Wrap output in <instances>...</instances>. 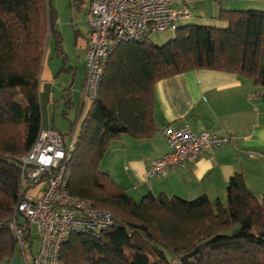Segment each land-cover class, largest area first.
I'll use <instances>...</instances> for the list:
<instances>
[{"label":"trees","instance_id":"obj_1","mask_svg":"<svg viewBox=\"0 0 264 264\" xmlns=\"http://www.w3.org/2000/svg\"><path fill=\"white\" fill-rule=\"evenodd\" d=\"M57 17L52 0H0V262L18 253L9 223L18 201L20 160L44 125L41 76L50 47L62 61L58 75L75 71L68 68ZM218 18L225 26H182L164 45L148 39L120 44L110 56L99 97L66 164V179L71 195L111 212L113 225L71 234L59 264H264V195L249 190L243 173L230 178L225 202L151 193L136 202L100 169L112 141L123 135L147 139L158 131L154 88L162 79L208 69L264 88V11L221 9ZM62 97L66 116L74 107L70 88ZM73 128L71 123L70 134Z\"/></svg>","mask_w":264,"mask_h":264},{"label":"crops","instance_id":"obj_2","mask_svg":"<svg viewBox=\"0 0 264 264\" xmlns=\"http://www.w3.org/2000/svg\"><path fill=\"white\" fill-rule=\"evenodd\" d=\"M174 1L178 7L191 5V15L192 11L195 12L192 18L215 26H225L218 18L221 9L252 8L264 11V0ZM88 31L78 40V50H83V57L79 56L81 63L72 65L70 60L68 68L74 72L58 75L61 69L56 70L48 59L41 76V92L47 95L48 104L56 95L63 96L64 90L70 88L74 104L72 111L78 118L74 123V131H80L93 105L83 97L87 75L85 60ZM263 94L264 88L255 86L252 79L223 71L198 69L162 79L154 88L153 116L158 131L147 139L123 135L112 141L100 169L125 188L136 202L150 193L185 200L207 195L210 200L219 198L225 202L229 180L235 173H243L249 190L261 197L264 195ZM183 123L189 124L198 133L228 134L233 138V143L214 150H204L197 161L172 168L165 176L147 178L152 163L171 151L163 128L178 127ZM16 257H20V254L17 253Z\"/></svg>","mask_w":264,"mask_h":264},{"label":"built area","instance_id":"obj_3","mask_svg":"<svg viewBox=\"0 0 264 264\" xmlns=\"http://www.w3.org/2000/svg\"><path fill=\"white\" fill-rule=\"evenodd\" d=\"M87 23L86 81L83 97L94 103L108 60L120 44L140 43L152 33H176L191 19L187 4L174 0H85ZM163 133L171 151L150 166L147 178L165 176L172 168L198 160L204 150L233 143L222 132H196L189 124L166 126ZM79 131L70 145L65 136L43 125L31 150L20 160V181L15 214L9 223L21 264H59L62 245L73 233L102 232L113 225L111 212L70 194L66 164ZM37 240V249L35 248Z\"/></svg>","mask_w":264,"mask_h":264},{"label":"rangeland","instance_id":"obj_4","mask_svg":"<svg viewBox=\"0 0 264 264\" xmlns=\"http://www.w3.org/2000/svg\"><path fill=\"white\" fill-rule=\"evenodd\" d=\"M52 4L54 9L56 10L58 17L56 20V29L58 32L62 34L63 38V49L68 54L72 65L81 63V58L83 57V50H78L77 38L76 36L86 35L88 31V23H87V11L89 8V3L85 0L82 2H74L71 0H52ZM81 7V11L79 10ZM192 6L190 5V9ZM193 10V8H192ZM249 10H258V9H249ZM243 11V10H239ZM263 11V10H260ZM195 15V12L192 11V16ZM197 18L191 17V19L184 21L181 25H206V26H215L214 24L206 21L199 22L196 20ZM218 27H222L218 25ZM176 33H152L148 40L153 42L156 45H164L169 40H171ZM54 46V45H53ZM53 47H50L49 53L53 51ZM49 61L54 64L56 70H60L62 66V61L58 60L55 55L50 56L48 54ZM51 59V60H50ZM50 63V64H51ZM58 73V72H56ZM46 75V71L44 73ZM46 78L43 80V84H45ZM58 100L57 103L54 100ZM41 101L43 107V120L45 127L49 126V128H55L60 131L62 134H66L65 139L68 145H70L73 135L69 133L70 124H74L77 121V117H75L74 112L70 111L67 114V107L65 102L62 100V96L56 95L52 98V102L48 104L47 95L41 92ZM74 116V117H73ZM142 200V199H141ZM140 200V201H141ZM38 242L35 240V248L37 249ZM5 264H21L20 257H14L12 261H7Z\"/></svg>","mask_w":264,"mask_h":264},{"label":"water","instance_id":"obj_5","mask_svg":"<svg viewBox=\"0 0 264 264\" xmlns=\"http://www.w3.org/2000/svg\"><path fill=\"white\" fill-rule=\"evenodd\" d=\"M72 1H74V2H82L83 0H72Z\"/></svg>","mask_w":264,"mask_h":264}]
</instances>
